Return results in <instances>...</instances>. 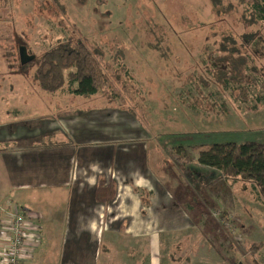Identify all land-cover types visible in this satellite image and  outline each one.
Here are the masks:
<instances>
[{"label": "rangeland", "instance_id": "1", "mask_svg": "<svg viewBox=\"0 0 264 264\" xmlns=\"http://www.w3.org/2000/svg\"><path fill=\"white\" fill-rule=\"evenodd\" d=\"M223 1L230 12L222 8L216 17L211 0H31L32 10L27 16L32 20L34 8H39L45 23L53 20L51 25L56 30L50 35L42 23L28 24L29 39L23 40L35 46L28 50L36 58L29 62V70L20 72H34L45 49L71 33H79L89 44L106 51L103 64L108 72L126 74L123 83L127 91L119 96L110 86L105 95L100 88L96 93L100 96L93 98L94 106L108 102L102 117L91 118L86 97L81 93H73L74 102L68 106L74 112L84 111L89 120L103 119V126L92 123L84 129L79 127V137L111 139L110 150L114 151L123 147L115 139L126 136V148L141 155L143 164L145 161L149 165L150 160L153 168V159L158 157L155 165L161 173L158 175L155 169L154 172L169 191L178 185L172 190L174 201L163 203L173 221L162 220L159 226L165 228L153 232V250L165 264L249 263V247L254 242H264V199L258 190L251 182L228 178L200 161L215 143L264 141V74L260 73L264 71V57L248 54L254 55L258 72H249L257 83L247 85L246 100L238 95L240 84L224 88L205 65V44L216 49L223 30L228 33L233 29L239 36L245 30L237 17V10H243L245 5L238 0H231L232 5L229 0ZM153 25L164 27L171 43L153 46ZM44 32L47 38L43 37ZM259 49L264 52L263 43ZM28 80H33L31 74ZM68 81L62 87L66 92L74 88ZM29 85L19 87L21 92L17 94L23 96L21 99L28 103L45 100V111L56 113L57 109H51L55 95L35 92L32 86L40 85ZM188 197L193 198L194 208L187 204ZM204 209L210 213L208 222V216L200 218ZM221 209L228 210V215L221 214ZM158 233L163 243L161 252L157 250ZM117 237L111 241V264H124L127 257L139 255L138 248L127 253V248L137 245L139 238ZM256 255L257 261L264 264V247Z\"/></svg>", "mask_w": 264, "mask_h": 264}, {"label": "crops", "instance_id": "2", "mask_svg": "<svg viewBox=\"0 0 264 264\" xmlns=\"http://www.w3.org/2000/svg\"><path fill=\"white\" fill-rule=\"evenodd\" d=\"M31 5V0H0V205L19 206L28 218L30 237L36 244L28 249L23 264H111V241L125 235L139 238L137 245L127 248V253L138 248L139 255L127 257L124 264H165L153 250V232H162V220L173 221L163 203L174 201L172 190L178 185L169 191L160 182L161 172L155 165L158 157L153 159V168L150 160L144 165L141 155L126 148V136L115 139L123 146L118 151L110 150L111 139L78 136L79 127L103 124V119L94 120L102 117L108 102L91 104L100 94L84 95L94 120L83 115L84 111L70 109L76 93L72 88L53 93L56 100L51 109H57L56 113L45 111L44 96L41 102L28 103L17 94L19 87H31L29 82L35 85L28 80L33 72H20L29 63L25 68L17 63H21L20 46L35 48L23 40L29 39L28 24L42 23L50 35L56 30L53 20L45 23L39 8H34L32 20L27 19ZM43 37L47 38L46 32ZM32 88L46 93L41 86ZM192 200L187 204L194 208ZM200 213V218L208 216V222V210ZM209 227L211 231V224ZM158 235L157 250L161 252Z\"/></svg>", "mask_w": 264, "mask_h": 264}, {"label": "trees", "instance_id": "3", "mask_svg": "<svg viewBox=\"0 0 264 264\" xmlns=\"http://www.w3.org/2000/svg\"><path fill=\"white\" fill-rule=\"evenodd\" d=\"M229 1L232 5L233 2ZM211 2L216 17L221 15L222 8L228 9L223 0ZM237 3L245 5L243 10H237V17L243 21L244 32L239 36L233 29H229L228 33L223 30V38L216 49H211L208 44H205L203 49L206 52L205 65L208 72H213L216 80L224 88H230L232 83L240 84L238 95L246 100L247 85L257 83L249 72H258L254 64V55L248 54H260L261 58L264 57V52L259 49L260 43H263L264 48V0H238ZM225 33L229 35L226 36ZM238 36L241 39L239 44ZM169 38L164 27L158 28L153 25V46L157 47L162 42L171 43ZM105 55L106 51L103 48L92 46L86 37L79 33H71L68 38L60 39L43 51L33 72V81L48 93L57 92L69 79L70 87L74 85L73 92L90 96L103 88L104 94L107 95L106 91L111 86L120 96L121 92L127 91L123 83L126 74L108 72L103 64ZM21 64L23 63L18 61V65L25 68V64ZM110 68L107 65V69ZM260 73L264 74V71ZM114 80L121 88L114 85ZM77 84L80 87L76 88ZM200 161L204 165L219 169L228 178L251 182L264 199V141L251 139L242 143H215ZM219 211L225 215L229 213L224 209ZM263 247L264 242L252 243L249 247L252 255L249 263L238 264H260L256 254Z\"/></svg>", "mask_w": 264, "mask_h": 264}, {"label": "built area", "instance_id": "4", "mask_svg": "<svg viewBox=\"0 0 264 264\" xmlns=\"http://www.w3.org/2000/svg\"><path fill=\"white\" fill-rule=\"evenodd\" d=\"M0 212V264H23L28 249L36 244L30 237L28 218L19 206L0 205Z\"/></svg>", "mask_w": 264, "mask_h": 264}, {"label": "water", "instance_id": "5", "mask_svg": "<svg viewBox=\"0 0 264 264\" xmlns=\"http://www.w3.org/2000/svg\"><path fill=\"white\" fill-rule=\"evenodd\" d=\"M35 57H36L35 54L29 53L28 47L26 45L20 46V58L23 64H28L33 59H35Z\"/></svg>", "mask_w": 264, "mask_h": 264}]
</instances>
